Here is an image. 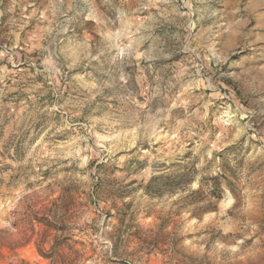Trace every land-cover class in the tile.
<instances>
[{
    "label": "rangeland",
    "instance_id": "rangeland-1",
    "mask_svg": "<svg viewBox=\"0 0 264 264\" xmlns=\"http://www.w3.org/2000/svg\"><path fill=\"white\" fill-rule=\"evenodd\" d=\"M0 264H264V0H0Z\"/></svg>",
    "mask_w": 264,
    "mask_h": 264
}]
</instances>
